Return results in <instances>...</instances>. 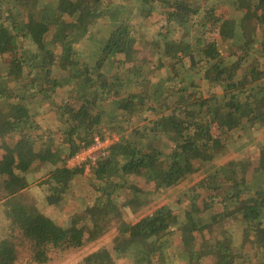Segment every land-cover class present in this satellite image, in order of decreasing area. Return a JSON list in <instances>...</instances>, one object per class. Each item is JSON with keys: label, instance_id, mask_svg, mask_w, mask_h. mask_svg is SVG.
<instances>
[{"label": "trees", "instance_id": "1", "mask_svg": "<svg viewBox=\"0 0 264 264\" xmlns=\"http://www.w3.org/2000/svg\"><path fill=\"white\" fill-rule=\"evenodd\" d=\"M138 1L149 37L124 0H0V264H49L116 222L76 264H264V0ZM103 129L108 154L69 167ZM77 178L89 201L60 224L31 189L56 207Z\"/></svg>", "mask_w": 264, "mask_h": 264}, {"label": "rangeland", "instance_id": "2", "mask_svg": "<svg viewBox=\"0 0 264 264\" xmlns=\"http://www.w3.org/2000/svg\"><path fill=\"white\" fill-rule=\"evenodd\" d=\"M116 3H120L121 0H113ZM124 4H129L132 3L133 4V8L131 6V11L133 12L132 16L134 17H130V21L134 24V26H136L135 28L137 29H142L144 31V34H148L145 35L146 37L150 36V29H151V22H153V20L157 19L158 16H156L155 13L151 14V15H147V16H143L141 15L138 11L141 8L140 6V2L137 0H135L136 2H133V0H124ZM157 4V3H156ZM156 8V6H155ZM225 12L223 13H227L226 10H224ZM131 16V15H129ZM139 37V36H138ZM80 43V46L84 47V44ZM141 44L138 42L137 40V44H136V48H138V50L141 49ZM103 132H109L106 129H103ZM110 134L114 135L113 141H115L118 136L113 133L110 132ZM264 138V130H262V132L257 136V140L262 141ZM249 153L251 155V163H252V168L256 165V160H257V148L256 146H250L249 147ZM233 156H235V154H229L227 156H225L224 158H221L218 160L219 163L224 162L230 158H232ZM252 168L249 171L252 172ZM90 171V170H89ZM89 171H85L84 173H88ZM248 174V175H249ZM198 178H200V175L196 174L193 175L191 178L184 180L183 182H181L180 184H178L176 187L171 188L169 190H166L164 193H162L159 197H157L158 200H155L154 202H150L147 206L145 207H141L135 214H132L130 216H128L125 220L126 221H134L137 218L151 212L152 210H154L156 207L160 206L161 204L164 203H169V204H174V202L176 201V197L179 196V194L182 191H185V189H187V187L192 184L194 181H196ZM140 182H142L141 180H139ZM82 183V179L81 178H77L76 183L74 185V190L72 191V194L69 196V198H67L68 200L66 202H60V204L56 207H52L49 205H46L43 202V197L40 195V193L38 192V188H33L31 189V191L33 192L32 194H34L39 200V205L43 208V211L46 212L48 215H50L51 217H53L58 223L60 224H64L67 223V221L73 216L74 218H78L80 213L85 211V203H88L89 198H90V194L88 192L89 187L81 185ZM33 187V186H31ZM141 187V186H139ZM177 204V203H176ZM181 206V204H180ZM117 222L114 223L113 225H111L109 228H107L98 238L89 241L88 243H86L85 245L76 248L74 250H70L67 251L65 253L60 254L59 256L57 255V257L49 264H76L78 263L82 257L84 255H86L87 253L94 251L96 249H98L99 247L106 245V246H111L112 241L115 237H117L119 235V231L117 228ZM116 259V264H132L131 261H127L126 258L124 257H118L115 258Z\"/></svg>", "mask_w": 264, "mask_h": 264}, {"label": "built area", "instance_id": "3", "mask_svg": "<svg viewBox=\"0 0 264 264\" xmlns=\"http://www.w3.org/2000/svg\"><path fill=\"white\" fill-rule=\"evenodd\" d=\"M113 138L114 135L109 132H104L103 136L95 135L88 146L81 148L68 160V166H83L85 171H89L98 157H104L108 154Z\"/></svg>", "mask_w": 264, "mask_h": 264}]
</instances>
